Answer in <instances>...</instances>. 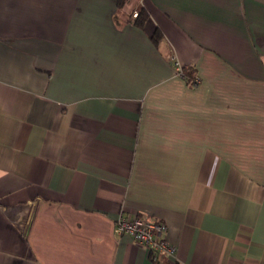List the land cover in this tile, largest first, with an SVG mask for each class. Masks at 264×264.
<instances>
[{
	"label": "crops",
	"instance_id": "obj_1",
	"mask_svg": "<svg viewBox=\"0 0 264 264\" xmlns=\"http://www.w3.org/2000/svg\"><path fill=\"white\" fill-rule=\"evenodd\" d=\"M0 264H264V0H0Z\"/></svg>",
	"mask_w": 264,
	"mask_h": 264
},
{
	"label": "built area",
	"instance_id": "obj_2",
	"mask_svg": "<svg viewBox=\"0 0 264 264\" xmlns=\"http://www.w3.org/2000/svg\"><path fill=\"white\" fill-rule=\"evenodd\" d=\"M137 12L133 13L136 16ZM168 57L173 61L177 71L181 67L176 61L173 51L168 53ZM166 224L162 221L149 218L144 215L119 216L115 223V232L118 234L126 233L143 245L149 257L159 263L163 257L171 258L175 253V246L170 244L163 234L166 231Z\"/></svg>",
	"mask_w": 264,
	"mask_h": 264
},
{
	"label": "trees",
	"instance_id": "obj_3",
	"mask_svg": "<svg viewBox=\"0 0 264 264\" xmlns=\"http://www.w3.org/2000/svg\"><path fill=\"white\" fill-rule=\"evenodd\" d=\"M129 0H116V4H117V7L118 8H121L123 7L126 3H128ZM133 13H131V17H133V23L137 26H143L147 17H148V14L146 12V10L144 8H140L138 11H137V15L136 16H133L132 15ZM152 39L154 41H157L160 37V32L158 30H155L152 35H151ZM183 70V68H182Z\"/></svg>",
	"mask_w": 264,
	"mask_h": 264
}]
</instances>
